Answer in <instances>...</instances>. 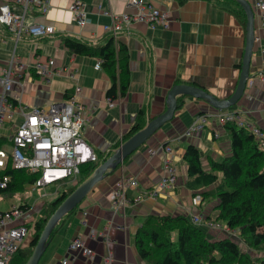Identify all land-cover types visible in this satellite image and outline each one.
<instances>
[{
	"label": "crops",
	"instance_id": "crops-1",
	"mask_svg": "<svg viewBox=\"0 0 264 264\" xmlns=\"http://www.w3.org/2000/svg\"><path fill=\"white\" fill-rule=\"evenodd\" d=\"M80 2L87 13L88 23L79 27L72 19L70 5ZM128 0H48V11L27 12L25 22L51 25V37L34 39L22 36L17 41L5 27L0 26V71L13 57L15 83L8 94L13 103L25 108L47 107L63 102L78 88L77 100L84 107L86 122L83 139L97 156H104L120 144L122 137L136 125L139 110L153 118L165 111L166 94L173 85H193L217 99L229 98L240 74L245 43L246 16L232 0H146L168 14L166 28L150 29L141 22L131 24L116 38L128 51L129 86L124 97L108 103L106 92L111 79L102 68L94 70L98 58L71 53L63 44L65 37L103 46L108 35L104 27L112 17L133 13ZM254 13L255 42L250 61L249 79L244 95L234 107L218 111L206 102L183 97L172 121L166 123L139 149L113 171H107L102 181L65 215L52 234L46 251L38 264H146L135 247V234L149 216L184 215L202 217L218 223L220 229H204L211 239L228 236L226 227L217 222V199L207 196L194 203L195 196L211 191L190 183L183 155L188 146L200 154L202 169L210 172V160L219 161L231 154L230 139L218 123V115L233 111L240 114L264 133V20L254 8L255 0H246ZM6 0H0V6ZM53 62L46 75L35 71V64ZM205 119L200 123L199 118ZM18 118L0 130L2 140H9ZM203 124L197 133L185 136L188 127ZM217 135V138L214 137ZM169 146L167 156L160 147ZM110 153L108 154V156ZM170 158L176 171L175 185L154 199L133 203L144 190L154 188L165 175L163 161ZM221 178V174H217ZM135 178L138 188L127 193L124 208L114 209L109 194L121 178ZM64 185L62 193L77 186ZM56 191L53 189L52 192ZM73 191V190H72ZM60 194V195H61ZM53 232V231H52ZM93 233V234H92ZM81 239L92 251L87 259L81 250L70 251L69 244Z\"/></svg>",
	"mask_w": 264,
	"mask_h": 264
},
{
	"label": "built area",
	"instance_id": "built-area-1",
	"mask_svg": "<svg viewBox=\"0 0 264 264\" xmlns=\"http://www.w3.org/2000/svg\"><path fill=\"white\" fill-rule=\"evenodd\" d=\"M48 0H6L0 6V26L5 27L17 41L22 36L34 39L51 37L55 29L51 25L37 23L27 24L25 17L30 10H37L41 14L48 11ZM127 7L133 13H123L113 16L111 24L103 29L108 34L117 36L131 24L136 22L145 23L150 29L156 27L166 28L168 14L160 11L146 0H128ZM254 8L259 17L264 20V0H255ZM72 19L76 25L83 27L88 23L87 13L80 2L70 5ZM53 62L46 64L36 63L35 71L39 75H46L48 67ZM101 69V60H97L94 70ZM21 66L14 68L13 57L8 61L5 68L0 71V130L6 123H13L18 118L12 134L9 136L8 149L0 147V192L5 191L11 183L8 171L28 170L36 173V179L30 184L31 191H44L41 196H46L48 187L66 184H75L80 173V168L88 163L96 161V155L82 136V130L87 120L84 107L77 100L79 89L63 102L51 104L47 107L25 108L18 103L9 100L8 94L16 82L15 72L20 71ZM264 82V76L261 78ZM108 103H114L108 99ZM218 123H234L240 128L249 130L259 142V147L264 151V133L257 127L242 119L240 114L233 111L218 115ZM200 123L205 122L202 117ZM203 128V124L193 122L184 133L189 136ZM217 138V135L214 134ZM0 140L2 138L0 137ZM169 156V146L160 147ZM165 175L159 183L151 189L144 190L133 198V203H139L145 199H154L166 189H170L176 182V171L171 166L169 157L163 161ZM138 188L135 178H121L115 185V189L109 194V201L113 208H124L127 203V193ZM4 195V194H2ZM200 196L194 197L193 202L199 203ZM43 204L39 208H43ZM32 209L26 203L11 206L7 211H0V264H9L13 255L30 236V228L37 219L31 213ZM42 213V212H41ZM190 222L198 227L220 229L218 223L206 221L202 217L190 216ZM229 237L235 235L234 231L226 228ZM93 234V233H92ZM26 239V240H25ZM70 251L81 250L87 259H92V251L85 247L81 239H74L69 244ZM62 264H68L65 260ZM105 264H112L110 256L105 258Z\"/></svg>",
	"mask_w": 264,
	"mask_h": 264
},
{
	"label": "trees",
	"instance_id": "trees-1",
	"mask_svg": "<svg viewBox=\"0 0 264 264\" xmlns=\"http://www.w3.org/2000/svg\"><path fill=\"white\" fill-rule=\"evenodd\" d=\"M105 41L100 46L65 37L63 44L71 53L101 60V68L111 79L106 97L114 101L127 93L129 56L127 48L113 35L108 34ZM176 100L179 109L183 97L178 96ZM146 117V110H139L136 125L122 137V141L143 127ZM223 128L230 139L231 154L219 161L210 160V172L203 171L199 151L194 146L186 148L183 160L187 165L190 183L196 184L197 188L214 186L211 191L200 194L201 200L207 196L217 199L215 220L234 231L235 235L211 239L204 229L192 224L184 215L149 216L135 234L136 250L146 264H264V151L249 130L234 123H226ZM105 157L96 155L95 162L82 166L77 185ZM219 173L220 179L217 176ZM7 174L11 176V183L0 195L21 192L37 177L36 173L28 170H12ZM73 189L62 193L46 207L44 215L35 221L30 228V236L9 264H25L47 219Z\"/></svg>",
	"mask_w": 264,
	"mask_h": 264
},
{
	"label": "water",
	"instance_id": "water-1",
	"mask_svg": "<svg viewBox=\"0 0 264 264\" xmlns=\"http://www.w3.org/2000/svg\"><path fill=\"white\" fill-rule=\"evenodd\" d=\"M189 1V0H176ZM217 1V0H203ZM237 3L246 16L245 43L241 59L240 74L232 95L227 99H217L213 95L205 92L202 88L193 85H173L166 94L165 111L153 118L147 117L145 124L125 141H122L117 148L105 157L92 173L79 183L71 193L58 205L53 214L47 219L39 238L32 249V252L25 264H38L42 255L46 251L48 239L58 224V222L68 213L74 211L94 186L102 181L107 171H113L120 166L123 161L132 153L139 149L149 138H151L166 123L173 120L177 111V97H190L206 102L215 110L222 111L234 107L242 99L249 79V68L253 47L254 36V13L250 4L246 0H232Z\"/></svg>",
	"mask_w": 264,
	"mask_h": 264
},
{
	"label": "rangeland",
	"instance_id": "rangeland-1",
	"mask_svg": "<svg viewBox=\"0 0 264 264\" xmlns=\"http://www.w3.org/2000/svg\"><path fill=\"white\" fill-rule=\"evenodd\" d=\"M0 142H1L0 143L1 148L8 149L9 144L7 143V141L0 140ZM53 189H56V191L54 190V192H52ZM62 191H63L62 188H60L58 185H54L48 187L45 190L47 194L46 196H41L44 193V191L41 190V191L32 192L31 187L28 184L25 186L23 191L18 192L16 194L0 195V211H7L13 205L18 206L20 204L26 203L29 206H31L32 209L31 213L36 214V217L39 218V215L44 214V210L46 209V207L50 203L55 201L60 196ZM42 204L44 205V207L39 208ZM258 256L259 255L254 257H258Z\"/></svg>",
	"mask_w": 264,
	"mask_h": 264
}]
</instances>
